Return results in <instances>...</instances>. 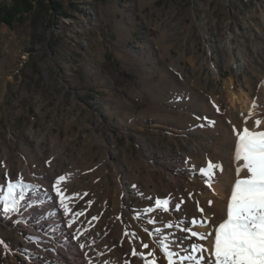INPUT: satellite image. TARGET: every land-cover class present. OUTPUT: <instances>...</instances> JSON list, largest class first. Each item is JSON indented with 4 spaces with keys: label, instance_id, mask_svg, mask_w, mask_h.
I'll list each match as a JSON object with an SVG mask.
<instances>
[{
    "label": "rangeland",
    "instance_id": "374dc122",
    "mask_svg": "<svg viewBox=\"0 0 264 264\" xmlns=\"http://www.w3.org/2000/svg\"><path fill=\"white\" fill-rule=\"evenodd\" d=\"M11 4L0 0V16ZM230 91L245 95L247 111ZM244 128L264 131V0H45L21 20L1 22L0 197L9 180L33 187L17 212L5 214L0 201V264H37L41 248L54 247L33 237L25 215L51 193L54 210L73 218L52 187L60 175L64 205L83 213L76 237L93 240L101 259L113 264L135 247L167 264L160 233L188 256L199 241L164 225L206 218L210 232L226 218ZM209 161L223 167L211 186L199 171ZM156 198L169 199V211L133 219ZM155 227L161 232L152 236L144 230Z\"/></svg>",
    "mask_w": 264,
    "mask_h": 264
},
{
    "label": "snow or ice",
    "instance_id": "6c2138e0",
    "mask_svg": "<svg viewBox=\"0 0 264 264\" xmlns=\"http://www.w3.org/2000/svg\"><path fill=\"white\" fill-rule=\"evenodd\" d=\"M256 123L259 124V121H256ZM234 160H242L243 163L236 168L237 178L231 187V194L227 201L226 218L218 226L213 225L210 232L194 230L196 226L207 228L212 225V221L206 218L199 220L193 218L189 225H184L182 222L175 225L171 222L166 223L164 228H176L186 233L185 240L191 241L195 238L196 241H199L191 243L188 256H182L179 252L172 250L174 247H178L174 238L170 240L168 236L162 237L160 239V250L167 258V264H184L185 261L192 259H195V264H264V131L253 132L248 128H244L242 132H239L235 145ZM217 167L221 172L223 171L222 165L217 166L209 161L206 168L202 167L199 170L205 178V183L209 186L215 179ZM242 169L246 170L247 175L241 178L240 172ZM66 179L65 175L56 177L52 187L55 189L57 196L60 197L65 215L73 217L68 220V226L72 227L75 223V216L83 215V213L73 214L69 207L64 205L66 196L60 185ZM32 187V185L24 183L22 178L15 181L9 180L6 193L0 197V201L3 203V212L5 214L17 212L20 201L25 198L24 189ZM17 189H20L19 198L15 195ZM85 195L87 194L85 193ZM188 197L191 198L192 193H189ZM184 203L185 200L181 198L171 206L179 211ZM196 203L198 211L203 214L204 209L199 207L198 201ZM208 203L211 205L212 201ZM159 209L164 212L169 211V199L156 198L155 207L147 206L142 211L134 210L133 219H139L142 215L147 217ZM96 219L97 217H92V220ZM117 219H120V217H117ZM147 223L155 225L157 223L156 218H148ZM144 230L150 236L161 232L158 227L153 228L151 231L148 228ZM213 232L214 242L209 247H205L203 243H200L208 240ZM124 234L125 236L134 235L127 231ZM0 244H4V242L0 240ZM4 246L7 247V245ZM80 247L84 248L85 245L81 244ZM142 247L147 250L149 245L142 244ZM204 253H207V255H204ZM128 255V253H125L126 257ZM130 255L133 258L139 255L144 264H158L156 260L151 259L153 253H141L135 247L131 248ZM174 257H178V261L174 260ZM104 264H109V261L105 260ZM123 264H132V262L125 258Z\"/></svg>",
    "mask_w": 264,
    "mask_h": 264
},
{
    "label": "bare ground",
    "instance_id": "6f19581e",
    "mask_svg": "<svg viewBox=\"0 0 264 264\" xmlns=\"http://www.w3.org/2000/svg\"><path fill=\"white\" fill-rule=\"evenodd\" d=\"M231 95V102L233 104H239L241 109L244 111L248 110V100L245 97V95L242 94V96L237 95L235 92L230 91ZM221 184V183H220ZM212 189L214 193L218 194V196H221V190L215 188L212 186ZM30 194V193H29ZM29 194L24 195V199L21 201V203H25L27 198H29ZM207 198L212 197V195L206 194ZM54 199L55 196L54 194H47L46 197H44L42 200L39 201V203H36L34 201L31 206L27 208V214L25 215V218L29 221L30 224V230L33 235V237H38L39 240L42 242H50L53 244L54 247H51L50 249L46 248H41L43 253H41L38 256V259L36 260L37 264H104V259H101L100 256L98 255L99 253L97 252V246L88 237L85 236H78L76 237L77 233L76 231L78 230L77 228H74V226L69 227L68 226V220H66L65 217L62 216V211L61 210H54L57 209L54 207ZM38 202V201H37ZM217 202V201H216ZM27 204V203H26ZM54 207V208H53ZM30 210V211H29ZM213 219V218H212ZM75 225H80V224H75ZM199 232H207V229L205 227H200ZM209 232V231H208ZM161 237L168 236L166 233H160ZM59 237L64 238L65 244H58L57 240ZM100 238L103 239L104 236L100 235ZM212 238V237H211ZM80 247L81 244L85 245L84 249L85 252L91 253L92 257L88 259L87 257L83 256L80 253V249H75L74 250V245L76 244ZM209 245L206 247H209L213 241L210 240ZM50 245V244H49ZM77 246V248H78ZM117 245H115L112 242V248L117 251ZM76 248V247H75ZM73 249V253L71 252ZM53 251L57 257L59 256L60 258H50L48 255H46V251ZM80 250V251H79ZM131 250V249H130ZM130 250L128 252V256L126 257L125 255L117 254L113 258L112 263L113 264H123V261L125 258L129 259L132 261L135 258L131 257L130 255ZM115 253V252H114ZM110 263V262H109Z\"/></svg>",
    "mask_w": 264,
    "mask_h": 264
},
{
    "label": "trees",
    "instance_id": "16d2710c",
    "mask_svg": "<svg viewBox=\"0 0 264 264\" xmlns=\"http://www.w3.org/2000/svg\"><path fill=\"white\" fill-rule=\"evenodd\" d=\"M45 0H12V4L3 10L0 16V23H12L21 20L23 14L31 11L36 4H44Z\"/></svg>",
    "mask_w": 264,
    "mask_h": 264
}]
</instances>
